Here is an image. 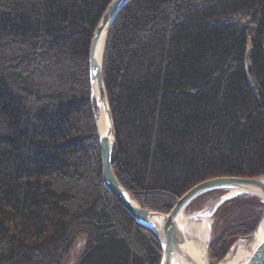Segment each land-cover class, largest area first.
<instances>
[{
  "label": "trees",
  "instance_id": "trees-1",
  "mask_svg": "<svg viewBox=\"0 0 264 264\" xmlns=\"http://www.w3.org/2000/svg\"><path fill=\"white\" fill-rule=\"evenodd\" d=\"M111 1L0 0V264H65L78 242L74 264L161 262L160 237L102 182L89 50ZM103 75L113 168L142 207L264 175V0H129ZM263 206L241 194L218 207L210 264Z\"/></svg>",
  "mask_w": 264,
  "mask_h": 264
},
{
  "label": "water",
  "instance_id": "water-1",
  "mask_svg": "<svg viewBox=\"0 0 264 264\" xmlns=\"http://www.w3.org/2000/svg\"><path fill=\"white\" fill-rule=\"evenodd\" d=\"M128 1L112 0L109 3L94 31L89 50L90 83L92 99L95 105L94 116L101 149L102 182L134 220L149 227L160 237L163 245L160 264H182L180 261L178 262L180 250L188 238L180 218L189 204L198 196L216 189H230L229 191L233 189L232 195H230L231 197L225 196L218 203L216 210L225 200L241 194L257 196L264 204V175L259 177L224 176L205 180L181 196L169 212L144 208L131 197L118 179L113 168L112 154L117 137L103 75L105 52L113 23L120 10ZM104 39V48L101 53V44ZM102 116L108 121L106 131H103V124L101 126L98 124V120ZM252 189L258 190L259 193L252 191ZM240 242H244L242 244L245 245L246 249L249 250V247L251 248L249 250V256L241 264H264V206L255 230L251 234L243 236L236 241L222 262L232 257L234 248Z\"/></svg>",
  "mask_w": 264,
  "mask_h": 264
},
{
  "label": "rangeland",
  "instance_id": "rangeland-1",
  "mask_svg": "<svg viewBox=\"0 0 264 264\" xmlns=\"http://www.w3.org/2000/svg\"><path fill=\"white\" fill-rule=\"evenodd\" d=\"M219 190H222L221 194L212 192L213 194L206 198L207 193L211 192L209 191L198 196L189 204L185 212L182 214L188 218V223L186 224V226L184 225V229L186 231L188 240L201 242L204 245L207 251V259L209 264H210L209 244L211 239L220 230L219 221L218 218L216 217V212H217L216 207L218 203H220V201H222L225 196L231 197L230 195H232L231 193L233 189L231 191H229L230 189H219ZM191 224H194L192 229H190ZM201 230L203 231L201 232ZM240 238H238L236 241H238ZM235 242L233 243V245L235 244ZM242 243L244 242H240L236 245V247L234 248L233 255L237 252L239 245ZM81 247H82L81 244L78 242L75 245L72 252L68 255L65 264H74L76 262L80 254ZM250 249L251 248L249 247V250Z\"/></svg>",
  "mask_w": 264,
  "mask_h": 264
},
{
  "label": "bare ground",
  "instance_id": "bare-ground-1",
  "mask_svg": "<svg viewBox=\"0 0 264 264\" xmlns=\"http://www.w3.org/2000/svg\"><path fill=\"white\" fill-rule=\"evenodd\" d=\"M105 39L102 41L101 44V53L104 48ZM98 124L101 126L103 124L104 129L103 131H106L108 128V121L103 116L100 117L98 120ZM101 128V127H100ZM254 192H258L256 189H252ZM181 224L186 226L188 223V218L184 215L181 216ZM194 224L190 225V229H192ZM203 230H201L202 232ZM161 232V231H160ZM250 251L246 249L245 245L241 244L237 250V252L230 257L225 262H222L220 264H241L245 261V259L249 256ZM181 262L182 264H209L207 259V251L204 245L201 242H196L194 240H187L181 247L179 260L178 262Z\"/></svg>",
  "mask_w": 264,
  "mask_h": 264
}]
</instances>
